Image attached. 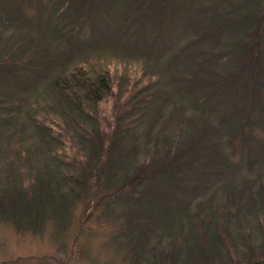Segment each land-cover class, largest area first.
Instances as JSON below:
<instances>
[{"label":"trees","instance_id":"1","mask_svg":"<svg viewBox=\"0 0 264 264\" xmlns=\"http://www.w3.org/2000/svg\"><path fill=\"white\" fill-rule=\"evenodd\" d=\"M176 2L135 0L127 14L134 19H145L153 15L158 20L152 40L150 38L146 49H143L144 53L151 50L147 53L148 64L155 70L147 78V85H161V80L167 74L166 68H170V74L182 84L174 82L173 86H164L158 91L145 87L147 91L140 95V99V89L137 84H133L127 99L147 101L140 108L148 113V105H152L158 109L157 114H160L163 106L170 101V95H181L183 103L173 107L167 121H173L176 128L186 132L185 135L179 141L175 138L169 142L168 139L162 151L154 154L148 142L147 145L141 143L143 150L140 151L135 141H127V130L135 126L134 123L125 122L123 118L119 120L120 124L117 122L114 129L116 131L108 128L111 131L101 130L100 133L94 132L97 133L94 135L89 126L93 121L99 124L96 119L100 105L113 96L114 85L120 91V78H112L105 68L100 67L97 71L86 68V60L76 56L67 63L55 62L58 69L66 70L67 73L59 74L60 70L56 71V68L52 73L51 88L47 90L49 94L47 91H43L45 94L32 92L29 99H25V106L33 99H40L46 110L45 114L52 112L48 107H58L60 112L30 122L33 123L31 129L16 128L19 119L9 111L7 105L0 104V136L1 132L7 130L6 125H10L9 134L2 143L5 144L2 155H6L4 159L10 162L16 163L19 160L20 163L32 154L29 152L32 148L42 149L46 145L48 152L45 155L52 162L67 168L54 175L58 190L44 181L42 172H36L39 180L34 186L33 179L21 170L19 193L10 178H6L7 183L4 178L0 179V191H6L8 184L11 188L9 199L5 195L0 197L2 218L10 220L17 229L21 227V223L29 225L35 217L46 212L48 201H52L53 207L64 206L63 203L68 198L62 195L61 185L69 186L70 192L77 194L80 189L83 193L91 190L86 185L93 181V184L101 182L115 189L112 194L119 196L118 200L125 204L131 216L135 215L134 219L142 215L146 217L128 223L129 230L134 228L143 231L142 242L146 238L145 234L152 231L151 228H166V234L171 236V239L167 236V248L161 245V238L151 235L152 242L158 247L152 244L149 257L142 256L146 263L157 253L161 256L162 264L178 256L186 261L202 256L204 264H212L215 257L231 259V250L239 247L243 252L239 243L246 246L252 240L245 236L249 225L259 224L264 231V158L260 152H241L230 146L233 136L243 131L242 126L245 124L232 120L231 115L234 117L249 109L252 114L261 116L264 111V38H254L257 36L255 33L263 31V22H260L261 16L258 18L251 13L257 7L256 0H252L253 5L246 6L248 11L240 16H237L236 8L243 4L241 1L234 0L235 3L231 4L233 11L229 12L222 10V7L232 0H213L206 7H190V15L182 26H166L165 18L172 16L171 9L166 12V7ZM134 10L135 13L132 12ZM173 11L175 14L176 8ZM181 28L185 29L184 34ZM221 47L229 53V57L223 59ZM26 64L24 61L22 64L6 61L0 54V89L5 81L20 80L21 77L14 68H28ZM122 77L128 81L127 76ZM137 83L141 85V80ZM233 85H238V93H235L236 101L228 105L226 99L229 98ZM30 106L38 113L35 105ZM133 114L132 117L137 116V113ZM160 118L161 116H156L155 123ZM216 125H220L227 135L217 137L213 133ZM240 129L242 130L239 131ZM120 145L123 148L119 149ZM207 146L210 150L206 149ZM70 149L77 150L72 154ZM68 150L69 156H66ZM230 154H239L238 160L233 161L234 164L229 162ZM231 171H246L252 180L256 173L263 181H248L257 190L245 189L246 185L243 183L237 193L242 177L234 178ZM228 177L240 182L235 186L225 184ZM221 200L225 201L224 207ZM154 201L158 202L157 213L163 211V214L168 215L167 221L162 216L151 218L146 215ZM240 201L246 202L247 207L243 209L244 204L241 205ZM221 208L226 209V216L219 214H223ZM239 210L241 213H238ZM200 216V224H196V219ZM191 219L199 226V235L194 229L186 228L183 238L174 242V236L177 237L174 231L186 227L184 223ZM124 237L130 238L126 234ZM255 240V246L248 245L249 251L258 252L264 248V233H259ZM172 246L179 253L167 251ZM156 248H163L165 251L160 249L157 253L153 252Z\"/></svg>","mask_w":264,"mask_h":264},{"label":"rangeland","instance_id":"2","mask_svg":"<svg viewBox=\"0 0 264 264\" xmlns=\"http://www.w3.org/2000/svg\"><path fill=\"white\" fill-rule=\"evenodd\" d=\"M176 1V4L170 3L166 7V12L171 9L170 13L172 15L165 18L166 26L171 24L182 26L187 16L190 15V7L192 9L201 5L206 7L213 0ZM233 1L222 7V10L233 11L231 6L235 3ZM239 1L245 4V7L241 4L239 8H236L238 11L237 16L245 14L248 11L247 7L253 5L252 0ZM133 2L135 0H0L1 57L6 61L20 64L24 61V64L27 63V66L32 67L31 69L29 67H15L18 76L21 77L20 80L5 81L0 89V104L7 105L9 111L19 119L16 128L25 129L29 127L31 129L33 123L30 124V122L60 112L58 107L56 109L48 107L52 112L47 115L40 99H38L39 102L33 99L30 104L36 106L38 109V113H36L32 110L30 104L25 106V99H29L32 92L45 94L43 91L46 92L51 88L49 86L53 77L52 73L58 66L55 62L65 61L67 63L70 58L76 56L86 60V68L89 67L95 71L100 67L105 68L112 78L115 76L120 78V91L117 85L116 87L114 85L113 96L102 102L98 119H96L99 124L95 121L90 124L91 133H100L101 130L107 131L108 128L116 131L114 129L117 122L119 123V120L123 118L125 122L134 123L135 126L127 130L129 134L127 141H135L134 143L138 145L140 151L143 150L141 143L146 144L148 142L153 154L156 151H162L168 139L169 142L175 138L179 141L185 135L186 132L176 128L173 121H167V116L173 110V107L176 104L183 103L181 95H170V101L163 106L160 114H157L158 109L152 105H148L150 110L148 109V113H145L142 110L143 108L140 107L147 104V101L135 102V99H133L134 101L127 99L129 92L132 91L133 84H137L140 89L139 99L140 95H144L147 91L145 87L149 90L155 89L158 91L161 87L173 86L174 82L182 84L181 81L179 82L170 74L171 69L166 68L165 72L167 74L161 80V85H147V78L154 74L155 70L151 64H148L147 53L151 50L144 53L143 49H146L145 46L148 45L150 38L152 40L158 20H155L152 17L153 15L145 19L142 17L134 19L133 16L128 15L127 11L132 9ZM256 3L257 7L251 13L258 18L261 16L260 22H263V31L260 34L255 33L257 36H253L254 38L262 37L263 39L264 0H256ZM174 8L177 10L175 14ZM135 11L132 12L135 13ZM165 24L162 23L163 26ZM182 31L184 34L185 29H182ZM221 54L223 59L226 56L229 57V53H226L223 49ZM21 59L23 60L21 61ZM155 66H158V64ZM59 70L56 69V71ZM62 73L66 74L67 71L60 70L59 74ZM122 76H127L128 81L124 80ZM140 80L141 85L137 83ZM237 88L238 85H233L231 94L226 99L228 105H232L236 101ZM153 111H156V113L154 114ZM133 112L137 113V116L132 117ZM158 115L161 118L157 119L158 121L155 123V117ZM259 115L252 114L249 109L234 115V117L231 115L232 120L242 121L245 124L242 126L243 131L240 129L241 132L233 136L230 146L232 148L234 146L235 149L241 152H260L264 158V111L261 116ZM6 126L7 130L3 131L2 129V136H0V179L4 178L7 183L6 178H10L11 182H14L16 192L19 193L18 185H20L21 170L33 179L34 186L39 180L36 172H42L45 176L44 181L53 185L55 190H58L59 187L55 183L56 178L54 175L64 172L67 167L52 162L45 155L48 152L46 145L42 149L32 148L29 151L32 154L24 162L19 163V160H16V163H13V161L10 162L4 159L6 155H2V152L5 144L2 143L9 134L8 128L10 125L7 124ZM54 129L61 131L58 127H54ZM213 131L217 137L218 135H221V137L227 135L220 125H216ZM63 133L65 132L63 131ZM96 134L94 133V135ZM121 148L123 147L121 146L119 149ZM206 149H209V147L207 146ZM70 150L73 151H71L73 154L77 149ZM70 150L66 151V156H69ZM238 157L239 154L236 156L230 154L228 156L229 162L234 164L233 161H237ZM92 171L94 170L92 169ZM245 172L234 173L231 171L234 178L242 177V182L236 190L237 193L240 192L239 187L243 183L246 185L245 189L257 190L256 186H252L249 182L262 180L259 174L255 173L256 171H254L255 176L252 177L254 180ZM233 180L228 177L225 184L230 183L235 186L234 184L237 185L240 182ZM92 182L89 181L86 185L91 187V190H85L83 193L80 189L77 194L70 192L69 186L61 185L62 195H66L65 197L69 201L64 202L63 207H53L52 201H48L46 212L41 213L37 218L35 217L33 221L29 222V225L24 222L17 229L10 220L7 221V219L0 216V264H162V261H160L161 256L157 251H160V249L165 251L163 248H156L153 252L157 254H153L147 263L142 256L149 257V248L154 244L151 235L154 238H161V245L164 248L166 247L167 236L171 239V236L166 234V228H151L152 231L145 234L146 238L142 242L143 231L134 228L129 230L128 223H133L134 220L146 219V217L142 215L134 219L135 215L131 216L125 204L118 200L119 196L112 194L115 189L106 186L105 183L93 184ZM10 190V184H8L7 192L5 190L0 191V197L5 195L9 199ZM220 202L224 207L225 201L221 200ZM240 204H244L243 209L247 207L246 202L240 201ZM157 210L158 202L154 201L153 206L150 205L146 215L151 218L162 216L167 221L168 215L163 214V211L159 214ZM221 210L223 214H219L226 216V209L221 208ZM238 213H241V210ZM200 218L201 216L196 219V224H200ZM184 224H186V227L174 231L177 236L172 237L175 239L174 242L178 241V238H183V231L186 228L194 229L199 235V226L194 223L193 219L187 220V223ZM256 231H260L259 233H262V235L264 233L259 224L257 226L249 225L245 236L252 239L249 242L250 245H253L257 241L255 239L259 237V233ZM125 234L130 238L124 237ZM249 244L246 243L245 246L243 243H239L243 252L237 247L231 250L229 256L231 259L215 257L212 264H264V248L261 246L262 249L260 248L261 250L258 252L256 250L249 251L247 249ZM154 245L158 247V245ZM167 251L177 254L178 249L172 246ZM170 260H167L165 264H204L202 256L200 258L193 257L187 261L179 256Z\"/></svg>","mask_w":264,"mask_h":264}]
</instances>
